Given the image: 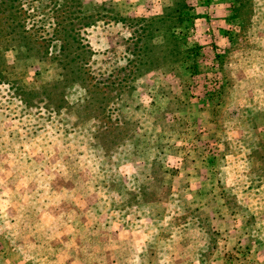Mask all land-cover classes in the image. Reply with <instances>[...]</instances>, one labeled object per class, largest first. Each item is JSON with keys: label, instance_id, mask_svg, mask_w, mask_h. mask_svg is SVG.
<instances>
[{"label": "rangeland", "instance_id": "1", "mask_svg": "<svg viewBox=\"0 0 264 264\" xmlns=\"http://www.w3.org/2000/svg\"><path fill=\"white\" fill-rule=\"evenodd\" d=\"M172 4L0 0V264H264V0Z\"/></svg>", "mask_w": 264, "mask_h": 264}, {"label": "trees", "instance_id": "2", "mask_svg": "<svg viewBox=\"0 0 264 264\" xmlns=\"http://www.w3.org/2000/svg\"><path fill=\"white\" fill-rule=\"evenodd\" d=\"M172 3H173L172 4L173 5L172 7H168V8L165 7L163 9V13L164 14L162 15V17H159L155 23H153L151 25H146V26L144 25L145 26L144 29L145 28H148V29H146L147 32L150 31L151 29L155 28L158 25H159V28L160 29L161 28L162 29L164 28L163 29V30H165L164 33H167L168 31H173L174 29L180 27V25L182 24V17H181L182 16V13H183V11L188 10L190 8V6L188 4V0H177V1L176 0H172ZM169 13L173 14L176 17V21L175 22L172 21L170 23L167 20L166 16ZM144 29H142V30H144ZM149 39H152V35L151 36H148V41H149ZM165 44H167V43L165 42ZM173 46H174V48L177 51V49H178V43H177L176 40H173ZM154 47L155 46L150 45V49H153Z\"/></svg>", "mask_w": 264, "mask_h": 264}]
</instances>
